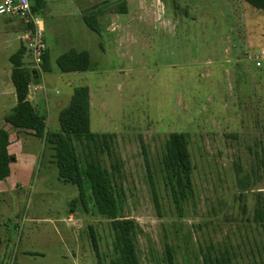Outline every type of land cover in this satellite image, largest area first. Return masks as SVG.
I'll use <instances>...</instances> for the list:
<instances>
[{
	"label": "rangeland",
	"instance_id": "obj_1",
	"mask_svg": "<svg viewBox=\"0 0 264 264\" xmlns=\"http://www.w3.org/2000/svg\"><path fill=\"white\" fill-rule=\"evenodd\" d=\"M48 4L41 19L51 71L41 73L31 102L58 133L75 89L89 87L92 132L115 135L123 218L141 228L140 263L168 264L171 251L175 264H208V257L209 264H264V59L262 67L255 62L264 51V11L244 0ZM91 11L101 13L99 34L83 21ZM24 26L19 18L0 17V77L9 75L0 86V128L15 101L10 60ZM72 49L90 54L88 72H61L57 59ZM26 55V68L34 69ZM173 133L188 136L194 166L195 196L181 212L161 165ZM21 142L23 155L11 172L18 188L10 187L12 180L0 197V264H98L90 228L104 264H111L110 221L80 205L72 213L79 191L59 180L51 147L32 136ZM101 160L110 171L112 160Z\"/></svg>",
	"mask_w": 264,
	"mask_h": 264
},
{
	"label": "trees",
	"instance_id": "obj_2",
	"mask_svg": "<svg viewBox=\"0 0 264 264\" xmlns=\"http://www.w3.org/2000/svg\"><path fill=\"white\" fill-rule=\"evenodd\" d=\"M30 1L34 15L41 18L48 10L47 0ZM244 1L254 9L264 11V0ZM122 6L121 9H124V3ZM100 15L99 11H91L83 16L87 27L98 34L101 29ZM23 22L25 32L33 28L32 24ZM27 53V48L22 46L10 60L13 66L12 83L17 96V105L5 117V122L15 130L33 132L35 137L44 140L45 144L51 147L59 180L65 185L77 187L79 191L78 198L71 202L72 213L80 205L86 213L92 212L110 221L114 235L112 246L114 259L111 264H141L137 253L141 228L136 222L123 218L124 191L117 181V177L121 175L122 163L119 160L113 161L112 152L115 135H100L92 132L91 93L86 86L75 89L69 106L59 115L60 132L52 133L48 127V118L39 114L30 101L29 86L35 81V77L34 69H27L23 61ZM50 59L48 49L44 57L43 73L51 71ZM57 66L64 74L86 73L91 67L90 54L87 51L72 49L57 59ZM36 76L37 81H40V73ZM189 144L186 134H171L166 141L161 160L163 183L178 212H181L195 196L194 166ZM10 145L9 132L0 130V182H5L11 176L10 166L13 157L9 155ZM104 155L112 160L110 171L103 166L101 157ZM150 180L154 202L160 213L159 196L152 175ZM259 214L260 220L264 221L263 212L260 211ZM90 236L98 264H104L93 228H90ZM3 243L0 234V248ZM166 259L168 264H175L171 251H168ZM206 260L208 264L213 263L211 257ZM216 262L220 264L219 259H216Z\"/></svg>",
	"mask_w": 264,
	"mask_h": 264
},
{
	"label": "built area",
	"instance_id": "obj_3",
	"mask_svg": "<svg viewBox=\"0 0 264 264\" xmlns=\"http://www.w3.org/2000/svg\"><path fill=\"white\" fill-rule=\"evenodd\" d=\"M0 17L19 18L26 23L33 25L31 30L26 31L23 41L32 57L34 71L43 73L44 57L48 46L44 36V21L34 15L30 0H2L0 3ZM264 51L255 57L257 67H262ZM41 81V80H40ZM29 90L37 91V87L32 83Z\"/></svg>",
	"mask_w": 264,
	"mask_h": 264
},
{
	"label": "crops",
	"instance_id": "obj_4",
	"mask_svg": "<svg viewBox=\"0 0 264 264\" xmlns=\"http://www.w3.org/2000/svg\"><path fill=\"white\" fill-rule=\"evenodd\" d=\"M47 3H48V0H47ZM48 6H49V4H48ZM45 27V26H44ZM25 31H24V36H25ZM24 38V37H23ZM23 38L21 39V47L22 46H25L26 47V45H25V42L23 41ZM27 48V47H26ZM21 49V48H20ZM19 49V50H20ZM28 50V49H27ZM28 52H29V50H28ZM27 56V55H26ZM24 61V60H23ZM34 68V67H33ZM13 70V69H12ZM12 70H11V82H12ZM9 74V73H8ZM8 81H6V80H4V79H2L1 77H0V86L2 87V86H7L8 84L7 83H9V75H8V79H7ZM40 80H41V78H40ZM39 82V83H38ZM38 83V84H37ZM33 84L37 87L38 85H40V81L38 80H35L34 82H33ZM12 85H13V83H12ZM71 85V84H70ZM13 87H14V85H13ZM37 90H38V87H37ZM32 92H36V91H34V90H32V91H30V101H33L34 100V95H32ZM11 95V94H10ZM14 98H15V101H13V106H11V107H13L12 108V110H11V112L13 111V109L16 107V105H17V96H16V92H15V95H14ZM32 103V102H31ZM34 106V105H33ZM35 108V107H34ZM10 112V113H11ZM9 113V114H10ZM9 114H7V115H9ZM7 115H5L4 116V122H5V117L7 116ZM6 130V131H8L9 132V134H10V143H11V145H10V147H9V155L11 156V157H13L12 159H14V162H12V164H11V166H10V169H11V172L13 171V167L14 166H16V163L18 162V159L20 158V156H22L23 155V149H22V142H21V136L22 135H26V136H32V137H35L34 136V134H33V132H31V131H22V130H15V129H13L12 127H11V125H8L6 122H5V126L3 127V128H0V130ZM16 161V162H15ZM19 163V162H18ZM17 163V164H18ZM17 175L16 174H11V176H10V178H8L5 182H0V197L3 195V194H6V188H8L7 187V184H9L10 182H12V180H14L13 182H12V184H11V188H14V186L16 185V188L15 189H17L18 188V182L17 181H15V179H14V177H16ZM6 183V184H5Z\"/></svg>",
	"mask_w": 264,
	"mask_h": 264
},
{
	"label": "water",
	"instance_id": "obj_5",
	"mask_svg": "<svg viewBox=\"0 0 264 264\" xmlns=\"http://www.w3.org/2000/svg\"><path fill=\"white\" fill-rule=\"evenodd\" d=\"M38 73L36 72V71H34V73H33V75H34V77H35V80H37L38 79V77L36 76ZM39 83V82H38ZM37 83V84H38ZM12 162H14V159H12Z\"/></svg>",
	"mask_w": 264,
	"mask_h": 264
}]
</instances>
